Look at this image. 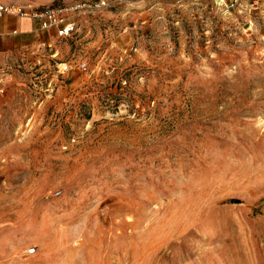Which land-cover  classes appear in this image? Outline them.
Returning <instances> with one entry per match:
<instances>
[{
    "label": "rangeland",
    "instance_id": "rangeland-1",
    "mask_svg": "<svg viewBox=\"0 0 264 264\" xmlns=\"http://www.w3.org/2000/svg\"><path fill=\"white\" fill-rule=\"evenodd\" d=\"M0 3V264H264V0Z\"/></svg>",
    "mask_w": 264,
    "mask_h": 264
},
{
    "label": "built area",
    "instance_id": "built-area-1",
    "mask_svg": "<svg viewBox=\"0 0 264 264\" xmlns=\"http://www.w3.org/2000/svg\"><path fill=\"white\" fill-rule=\"evenodd\" d=\"M221 3H224V0H218ZM67 9L63 8H42L35 9L30 6H10V5H0V15L4 13H11L17 16L18 18L27 17L31 20L37 22L38 29L40 30H48L53 29L55 31L56 36H68L71 34L76 25H74V21L70 20V18L66 15ZM80 69H85V64L81 63L78 65ZM60 72L67 70V65L62 64L58 67ZM28 255H35L37 250H35L34 246L27 248Z\"/></svg>",
    "mask_w": 264,
    "mask_h": 264
},
{
    "label": "crops",
    "instance_id": "crops-1",
    "mask_svg": "<svg viewBox=\"0 0 264 264\" xmlns=\"http://www.w3.org/2000/svg\"><path fill=\"white\" fill-rule=\"evenodd\" d=\"M0 5L4 6L5 4L0 3ZM41 31H53L55 34L53 29H38L37 22L27 17L18 18L14 14L4 13L0 15V51L13 50L17 46V42L33 40ZM24 44L27 43H22V45Z\"/></svg>",
    "mask_w": 264,
    "mask_h": 264
}]
</instances>
